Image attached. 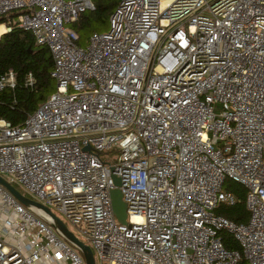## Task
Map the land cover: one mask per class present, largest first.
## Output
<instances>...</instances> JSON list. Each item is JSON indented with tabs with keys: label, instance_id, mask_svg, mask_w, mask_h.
<instances>
[{
	"label": "built area",
	"instance_id": "built-area-1",
	"mask_svg": "<svg viewBox=\"0 0 264 264\" xmlns=\"http://www.w3.org/2000/svg\"><path fill=\"white\" fill-rule=\"evenodd\" d=\"M86 10L89 0H0V15L21 11L17 28L48 50L55 83L20 126L0 119V177L93 264H264V0H119L107 31L78 47L65 24ZM13 87L8 70L0 90ZM225 179L245 190L244 224L213 214L234 203ZM50 223L0 185V264H85Z\"/></svg>",
	"mask_w": 264,
	"mask_h": 264
},
{
	"label": "trees",
	"instance_id": "trees-1",
	"mask_svg": "<svg viewBox=\"0 0 264 264\" xmlns=\"http://www.w3.org/2000/svg\"><path fill=\"white\" fill-rule=\"evenodd\" d=\"M118 1L89 0L92 10L80 13L75 21L68 23L67 30L76 35L74 45L80 33L92 32L90 29L94 23L108 22ZM21 13L10 11L0 15V25L9 28L4 35H0V76L8 70L14 75L13 89L0 90V119L11 126H20L55 90V83L49 77L52 63L48 50L44 46H37L28 33L17 28V17ZM28 74L32 78L30 85L25 83ZM222 186L224 191L234 197V203L228 206L218 204L213 214L236 224L246 223L248 212L244 205V188L228 179L223 181ZM218 235L226 251H239L238 245L228 233L220 231ZM238 264L246 262L240 258Z\"/></svg>",
	"mask_w": 264,
	"mask_h": 264
},
{
	"label": "water",
	"instance_id": "water-1",
	"mask_svg": "<svg viewBox=\"0 0 264 264\" xmlns=\"http://www.w3.org/2000/svg\"><path fill=\"white\" fill-rule=\"evenodd\" d=\"M83 151H89L90 147L85 146L82 148ZM113 184L115 186L119 185V180L115 177H111ZM0 185L5 188L22 206L27 208H33L35 210H41L45 215H47L51 220L50 226L56 229L60 235L68 241L70 244L74 245L83 257L85 264H93V259L91 256L90 249L84 245L82 242L75 239L64 227V225L58 221L46 208L41 207L39 204L25 198L20 193H18L7 181L0 177ZM109 200L112 214L115 221L120 224H125V204L121 199L120 192L117 189H112L109 192Z\"/></svg>",
	"mask_w": 264,
	"mask_h": 264
},
{
	"label": "rangeland",
	"instance_id": "rangeland-1",
	"mask_svg": "<svg viewBox=\"0 0 264 264\" xmlns=\"http://www.w3.org/2000/svg\"><path fill=\"white\" fill-rule=\"evenodd\" d=\"M65 28L69 29L68 24H65ZM107 29H108V22L105 20V21L100 22V23H94L93 27H91L90 30L92 32H96V33H104V32L107 31ZM92 32H82V33H80L79 34L80 38L78 39V41L75 42L76 45L79 46V47H85L87 45L88 38H89V36L91 35ZM11 185L13 186V188L18 193H20L22 196L25 197L26 194H25L24 190L20 186H18L16 184H11ZM223 188L224 187L222 186V191H224Z\"/></svg>",
	"mask_w": 264,
	"mask_h": 264
},
{
	"label": "bare ground",
	"instance_id": "bare-ground-1",
	"mask_svg": "<svg viewBox=\"0 0 264 264\" xmlns=\"http://www.w3.org/2000/svg\"><path fill=\"white\" fill-rule=\"evenodd\" d=\"M2 33H4V29H3L2 26H0V35H1ZM3 35H4V34H3Z\"/></svg>",
	"mask_w": 264,
	"mask_h": 264
}]
</instances>
